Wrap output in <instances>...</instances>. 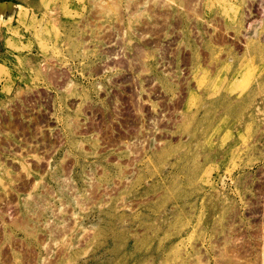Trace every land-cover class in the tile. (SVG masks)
<instances>
[{
	"label": "rangeland",
	"instance_id": "obj_1",
	"mask_svg": "<svg viewBox=\"0 0 264 264\" xmlns=\"http://www.w3.org/2000/svg\"><path fill=\"white\" fill-rule=\"evenodd\" d=\"M263 1L0 0V264H264Z\"/></svg>",
	"mask_w": 264,
	"mask_h": 264
},
{
	"label": "bare ground",
	"instance_id": "obj_2",
	"mask_svg": "<svg viewBox=\"0 0 264 264\" xmlns=\"http://www.w3.org/2000/svg\"><path fill=\"white\" fill-rule=\"evenodd\" d=\"M226 1V0H225ZM240 1V4L237 5ZM260 1V0H259ZM164 2H166V0H164ZM173 2V1H172ZM264 2V1H263ZM226 3V2H225ZM243 3V0H237V3H235V5L239 6L238 7V11L236 12V17H235V20H233V23L232 24H235L238 26V28H241L243 25H242V20H243V12L241 11V5ZM252 3V2H251ZM261 3V2H260ZM173 4V3H172ZM168 5V3H167ZM232 6V5H231ZM165 7V6H164ZM167 7V6H166ZM175 7V6H174ZM252 7V6H251ZM260 7V6H259ZM262 8V7H261ZM264 8V7H263ZM234 9V8H233ZM249 9V8H248ZM246 17V16H245ZM167 18V17H166ZM263 21H264V18H263ZM256 24V23H255ZM167 26V25H166ZM252 28V30L255 31V28H254V25L253 23L250 24L249 26V29ZM254 28V29H253ZM164 33V32H163ZM165 34V33H164ZM255 37V35H254ZM258 40H260V37L257 38ZM263 41V39H262ZM252 42V41H251ZM260 42V41H259ZM262 48V47H261ZM140 53V52H139ZM202 53V52H201ZM201 55V54H200ZM203 60V59H202ZM196 74V73H195ZM176 78V77H175ZM56 82V81H55ZM140 103V102H139ZM135 106V105H134ZM129 111V110H128ZM133 111V110H132ZM141 111V110H140ZM132 115V114H131ZM100 118V117H99ZM193 118V117H192ZM149 121V120H148ZM70 126V125H69ZM109 126V125H108ZM143 126V125H142ZM138 128V127H137ZM153 128V127H152ZM159 128V127H158ZM136 136V135H135ZM124 140V139H123ZM133 147V146H132ZM136 148V147H135ZM137 149V148H136ZM136 152V151H135ZM139 152V151H138Z\"/></svg>",
	"mask_w": 264,
	"mask_h": 264
},
{
	"label": "flooded vegetation",
	"instance_id": "obj_3",
	"mask_svg": "<svg viewBox=\"0 0 264 264\" xmlns=\"http://www.w3.org/2000/svg\"><path fill=\"white\" fill-rule=\"evenodd\" d=\"M35 100H37V99H35ZM91 112V111H90ZM50 114V113H49ZM88 118H91V119H93L94 120V115L93 114H90V115H88L87 116ZM98 122V120L97 121H94L93 123H97ZM49 123H56L55 121H49ZM87 127L90 125V120H88L87 121ZM81 124L83 125L84 123L83 122H81ZM43 125H45V124H43ZM49 127H53V126H49ZM49 127H45V126H43V128H45L44 130L45 131H48L49 130ZM39 138H40V136H39ZM49 141H47V142H45V143H43V141H40V140H38V139H36V138H33L32 139V144H30V146H36V147H38V150L41 152V153H45V151H46V149L49 147ZM39 144V145H38ZM41 146H45V148H43V149H41Z\"/></svg>",
	"mask_w": 264,
	"mask_h": 264
}]
</instances>
